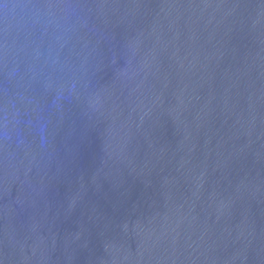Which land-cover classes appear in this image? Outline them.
Segmentation results:
<instances>
[{
	"label": "water",
	"instance_id": "water-1",
	"mask_svg": "<svg viewBox=\"0 0 264 264\" xmlns=\"http://www.w3.org/2000/svg\"><path fill=\"white\" fill-rule=\"evenodd\" d=\"M0 264H264V0H0Z\"/></svg>",
	"mask_w": 264,
	"mask_h": 264
}]
</instances>
